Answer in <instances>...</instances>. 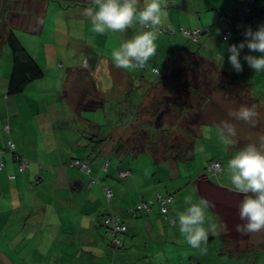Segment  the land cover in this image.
<instances>
[{
    "label": "crops",
    "instance_id": "0c3cea01",
    "mask_svg": "<svg viewBox=\"0 0 264 264\" xmlns=\"http://www.w3.org/2000/svg\"><path fill=\"white\" fill-rule=\"evenodd\" d=\"M239 1L168 0V22L164 28L171 25L177 32L173 34L174 36L159 35L155 42L157 45L156 61L163 65L177 64L182 61L183 56H194L201 61H215L207 58L208 56L213 57L212 53H215L217 54L215 55L216 62L220 61V67L225 74L241 79V81L252 78L256 88L260 87L264 90V80H258L259 77L264 78V72L256 73L243 60L244 55L259 57L260 53L251 52L245 47L241 51L240 62L243 71L240 73L235 72L228 61L230 55L227 51L228 46L244 42V32L248 27L256 31L260 25H264V15L259 16L258 27L250 26L238 16L236 7ZM258 5H264V2ZM143 6L144 0H140L141 9ZM226 11L233 14L226 21L220 22V17ZM181 27L186 30L204 28L206 32L197 43H192L184 35L178 33ZM227 28L234 30L237 35L227 39L225 43L223 31ZM46 31L45 19L40 33ZM140 31L137 25L125 33L111 32L113 44L108 43L110 32L97 37L89 35L81 37L75 39L74 43L70 39L67 40V36L59 37L58 34H53L52 42L55 45L58 46L59 40L60 43L67 41L70 47L78 48L77 56L71 63L67 62V66L63 65L66 63L63 62L62 56L64 55L59 54L58 61L52 62H48L46 56L37 58L39 65L44 68V76L29 84L24 93L16 96L7 95L11 62L7 54L3 56L0 54V148L6 146L8 138L2 130V119L5 115H10L17 154L29 160V171L23 174L18 171L15 155L10 153L5 155L6 165L0 171V191L8 188L12 195L18 194L17 190L21 186L34 182V176L38 174L37 162L41 161L45 167L47 166L45 170V174H48L47 184L41 191L33 189V195H30L31 198L36 196L35 201L12 202L14 205L25 206L24 210L27 212L25 211L24 215L21 214L20 220L22 221L26 215L31 220L36 218V208L42 206L43 203L46 207L48 206L47 219L43 224L44 229L38 228L39 222L37 221L36 232L30 233L31 241H34L33 249L40 250V254L43 255L42 258L39 257L40 264H194V261L196 264H233L234 262L231 263L232 258H235V262L236 258L239 259L237 264L241 261L245 262V259L240 260L244 258L241 255L245 252H241L239 246L251 236H242L237 232L234 237L237 242L231 244L228 237L235 230L232 231L230 227L229 215L217 209L213 202L221 201L222 203V201H230L224 200L225 197H233L234 201H239L236 205L238 207L243 195L232 190L230 181L212 180L214 176L207 167L215 159L223 163L222 179L230 176V173L227 169V162H223L226 160H221L215 155L211 157L202 155L205 154L202 145H196V141H201L203 138L200 132L201 127L198 128V133L190 134L191 140L179 145V148L183 147L182 150L177 148L173 150L169 147L163 151L162 155L160 151L156 153L148 144L132 149L122 144V141L129 142L128 134L133 128H135L134 131L139 129L143 135L141 142L143 140L146 142V138L151 140L150 135L154 133H167L162 120L158 122V119L164 116L165 109L163 110L162 106L166 104L155 105V108H158L156 110L154 108L153 116H157L153 125L150 110L153 102L156 101V95L158 99L160 98L161 91L157 92V88L170 68L166 72H161L158 66L148 61L151 67L159 70L160 73L157 74L151 69H120L113 62L112 52L119 50L124 42L132 39ZM98 38L99 41H96ZM108 44L112 48H108ZM90 55L95 56L93 62L95 66L97 65L93 74L81 67L83 58ZM173 57L175 58L172 61ZM99 73L101 76H98ZM103 77H105L104 80H102ZM112 89L114 91L110 93ZM155 92H157L156 95ZM120 93L122 95L118 96ZM75 95L78 98L74 100ZM85 101L92 102L93 106L85 108ZM108 105L111 109L114 107V121L111 122L113 119L108 120L112 128L109 133H103L100 127H103L104 121L99 120V123H95L86 117V113L95 114L97 118L98 108L104 111L108 109ZM67 119L65 124L64 121ZM69 119L77 122L78 129L72 126ZM91 122L95 125H90ZM87 125H90L89 129L96 126L98 128L93 131H84ZM116 144L123 146V150L118 154L119 159L126 160L128 156L132 159L120 165L124 167H118L119 164L114 163V166L109 164L108 168H110L106 171L102 170L101 162L107 159L110 153H116L113 150ZM189 146H191L189 151L185 152L184 148ZM66 150L81 158L87 157L90 161L92 168L90 176L97 177L96 183L91 188L89 183L87 187L85 186L89 179L87 175L77 170V173H74L72 171L74 169L64 166L67 157ZM166 151L168 152L165 153ZM230 153L231 150L227 153L228 157ZM198 156L203 157V160L200 165L196 164L198 170L189 180L183 175L181 164L191 171L192 161H195ZM183 162H187L186 165H183ZM119 168L129 170L131 174L120 179L117 175ZM205 172L210 175L207 176ZM9 174H15L16 179L10 180ZM51 175H53L52 178L49 177ZM109 175H114V180L117 179L118 183L120 182L112 189L114 197L111 201H107L104 195L102 198L100 190L102 185L97 186L99 179ZM51 179L55 180V191L49 188L48 182L51 184ZM72 185L76 193L72 196L74 201H64V197L57 196L56 198L54 194V197L51 195L53 192L57 195L59 190H69ZM185 187L192 188V192L188 195L182 194ZM85 189H90L92 194L85 195ZM38 193L42 197H37ZM158 194L170 197L172 202L168 204V214L173 222L165 220L161 215L157 201ZM185 196H191L193 203L205 198L213 205L206 210L208 219L204 226L208 228L211 223H215L218 227L215 233H209L206 253L202 254L199 250L189 246L179 231V213L189 207L185 203ZM48 197L49 200L55 201H49ZM0 198L4 200L5 194L3 193V197ZM150 199L153 202L150 204L149 211H138L137 213L130 211L142 200ZM64 202L74 206L68 205L71 212L64 209L66 206ZM2 203L3 201H0V205ZM109 213L119 214L127 226L126 233L121 237L124 247L120 249L110 246V237L101 225L103 216ZM233 227H236V223ZM233 245L236 248L232 247ZM224 253L229 255L222 256Z\"/></svg>",
    "mask_w": 264,
    "mask_h": 264
},
{
    "label": "rangeland",
    "instance_id": "374dc122",
    "mask_svg": "<svg viewBox=\"0 0 264 264\" xmlns=\"http://www.w3.org/2000/svg\"><path fill=\"white\" fill-rule=\"evenodd\" d=\"M39 2H41L44 7ZM262 2H264V0H258L259 4ZM7 5H9V7L6 14V20H8L10 24L9 26L3 28L0 23V35L6 34L8 27H13L17 37L35 59L46 56L48 62H52L54 60L58 61V55L60 54L61 56L64 55L62 56L64 59L63 62H66L64 64L67 65V62L71 63L78 54V48L72 46L70 47L67 41L60 43L59 40L58 46L55 45L52 42V35L48 34L50 31L47 34L46 32H43L40 35L30 31L38 28L40 22L42 23V18L47 10H49V19H51L52 30L55 28V32L59 35V37L67 36V40L70 39L72 43H74L75 39H79L81 37H86L88 35L97 37L99 35L92 31L90 19L83 15L84 9L93 7L91 0H0V11L2 9H6ZM42 10L43 13L41 14ZM112 36L113 34L111 33L110 38H108L110 40L108 43L110 44H113V41H111L113 40ZM96 41H99V38L96 39ZM107 47L112 48L109 44ZM4 52L8 55L9 59H11L10 52ZM215 55L217 54L212 53L213 57H207L215 61H201V59H197L195 57L184 58V61L172 65L167 74L164 76V79L160 81V85L157 88V92L161 91L160 98L158 99L156 95L157 92H155L156 101L153 102L150 110V116L153 125V121L156 120L157 116H153L155 105L159 104L160 106L161 103L162 105L166 104V106H162L163 110L165 109L163 118L158 119V122H161L162 120L164 129L167 132L166 134H164V132H160L158 134L154 133V135H150L152 138L151 140L150 138H146V142L144 140L141 142L143 135H141L139 129L134 131L135 128H133V130H131L128 134L130 137L129 142L124 143L122 141V144L126 147L128 145L129 149L140 147L142 144H148L154 151H156V153L160 151V155H162L164 154L163 151L167 148L171 147L174 150L176 146L181 145V143L184 144V141L188 142L191 140L190 137L192 136H190V134L193 135L198 133L199 124L209 120L211 118V114H214L216 116H220L218 118L220 123L222 121H228L229 123L235 125L237 132V136L235 137L236 143L226 148L219 139L220 125H203L200 129L203 138L201 141L197 140L196 145H202L203 150L205 151V154H202L204 157L205 155H207V157L215 155V157L220 158L221 160H226L223 162H228V160L233 158L238 151L246 147L249 143H256L258 145L259 137L264 136V108L261 106L256 107L259 112V118L255 127H251L243 121H236L234 118L229 117V111L238 110L241 105L248 107L255 105L249 93L251 86L249 84H242L241 79H235V77L232 78L228 75L224 76L219 68V66H221L219 64L220 61L218 60V62H216L217 59L215 58ZM149 61L159 68L162 66V63H158L156 61L155 55L151 57ZM84 63L85 67L90 71L93 69L90 60L87 59ZM98 76H101V73H99ZM104 79L105 77H103L102 80ZM176 80L179 81L177 82ZM161 82H163L162 86ZM195 85H197L199 90L201 89L200 93L205 99L197 96L194 97L190 94V87H194ZM113 91L114 89H112L110 93H113ZM163 94L165 95L164 98ZM121 95L122 94L120 93L118 96ZM263 97L264 94L261 95V98ZM77 98L78 96L75 95L74 100ZM262 101L263 100L260 99V102ZM172 104H176L180 107L183 106L184 108L179 110L176 109V107L173 108ZM84 105L85 108H89L91 105L93 106L92 102L86 101ZM97 112V118L95 114L93 115L90 112L86 113V117L95 123H99L100 121L102 122L103 120V127L100 128L103 133H109L112 125L109 124L108 120L113 119L111 122L114 121V107L111 109L108 105V109L103 111L98 108ZM90 125L95 124L91 122ZM90 125H87L84 131H93L98 128V126H96L89 129ZM158 125H160V123H158ZM177 148H179V146ZM229 150H231V153L228 157L227 153ZM167 152L168 151L165 153ZM130 159H132L131 156H128L126 160L119 159V155L116 153H110L107 156L109 164L114 166V163H117L119 164L118 167H124L120 165H124V163ZM202 160L203 157L198 156L195 161H192L193 168H190L191 171L187 170L181 164L183 175L189 180L193 178L195 171L198 170L196 168V164L200 165ZM101 163L103 164V162ZM183 163V165H186L187 162ZM72 171L77 173L76 170ZM37 173L41 174V178H45L44 182L39 184L40 187H38V189L41 190L47 184L48 174H45V172L40 169L37 170ZM205 174L207 176L210 175L207 172H205ZM91 176L88 175L89 179H87L88 182L85 185L86 187L88 183L90 184ZM222 176L223 174L218 175L212 180L215 181L217 179L220 181H230V176L225 179H222ZM49 177L52 178L53 175ZM35 178L36 177L34 176V180ZM50 181H52V183L50 184L48 182L50 186L49 188H51L52 191H55V180L51 179ZM118 181L119 180L117 179L114 180V175L103 177L101 180L99 179L97 186L102 185V189H100L102 198L104 195L103 190L106 187L114 189L117 184H120ZM184 182L186 183L187 181ZM89 190L85 189V195L92 194ZM17 192L18 194L15 193V195H12L8 188L0 191V197L2 193L5 194L4 200L0 199V201H3L0 205V264H40L39 257L42 258L43 255L40 254V250L33 249L34 246L32 243L34 241H31L32 239L30 237V233L36 232L37 221L39 222L38 228L41 230L44 229L43 224L47 219L48 206L46 207L43 203L42 206L36 208V218H32L30 222H27L29 216L26 215V218L22 221L20 220V217L21 214H26V210H24L25 206L22 207L19 204L14 205L13 203L21 201L20 197L24 192L25 194L32 193L33 188L31 184H28L21 186ZM191 192L192 188L189 189V187H185L182 194L185 193L188 195ZM53 194L56 198L57 196L64 197V201H74L72 196L76 195L73 185L69 190H59L57 191V195L55 192L51 193L52 196ZM37 197H42V195L38 193ZM58 200L61 201L60 199ZM224 200L230 201H222V203L221 201L219 203L217 201L213 202L217 209L222 210L229 215L228 218H230V227H232V231L233 229L235 230V234L232 233L233 236L230 234V237L228 238L231 244H236L237 240L234 237H236L237 231L236 227H233V225L235 223L236 225H243L245 221H242L239 217L238 207L236 206L239 201H234L233 197H225ZM49 201L55 200L50 199ZM64 205H66L64 206V209L71 212L68 205H72L67 202H64ZM45 210H47L46 213ZM232 216H235L236 218ZM250 236L251 238L249 239L247 245L250 246V248L249 250H244L246 262H243V264H264V245H261L264 243V232L250 234ZM245 243V241L242 242V246L244 248H246ZM228 255V253H224L222 256Z\"/></svg>",
    "mask_w": 264,
    "mask_h": 264
},
{
    "label": "clouds",
    "instance_id": "9594fccd",
    "mask_svg": "<svg viewBox=\"0 0 264 264\" xmlns=\"http://www.w3.org/2000/svg\"><path fill=\"white\" fill-rule=\"evenodd\" d=\"M91 2L93 7L84 9L83 15L90 19L92 31L97 34L125 33L139 26L141 30L139 34L124 42L119 50L113 51L112 58L117 68L144 69L143 66L156 53L155 42L159 35L168 32L165 30L167 27L164 28L168 22V0H144L142 9L140 0H91ZM182 29L185 28L181 27L179 30L182 32ZM161 30L165 31L160 33ZM173 34L170 35L173 36ZM244 37V42L239 45L228 46L229 63L235 72H242L241 51L247 47L251 52L261 55L259 57L244 55L243 60L256 73L264 72V25H260L256 31L248 27L244 32ZM186 38L192 43L198 41L193 42L188 37ZM224 39L227 43L228 38ZM221 59L223 60V56ZM228 115L251 127L256 126L259 118L255 105L251 107L241 105L238 110L229 111ZM236 136L235 125L222 121L219 126V139L226 148L236 143ZM227 169L230 173L232 190L243 195L238 205V212L240 219L245 223L236 225V231L242 236L264 232V136L259 137L258 145L249 143L238 151L233 158L228 160ZM184 200L189 207L179 213V231L189 246L199 250L202 254L206 253L209 233H215L218 227L215 223H211L208 228L204 226L208 219L206 210L213 205L205 198H201L197 203H193L191 196H185ZM171 202L168 201V203Z\"/></svg>",
    "mask_w": 264,
    "mask_h": 264
},
{
    "label": "trees",
    "instance_id": "16d2710c",
    "mask_svg": "<svg viewBox=\"0 0 264 264\" xmlns=\"http://www.w3.org/2000/svg\"><path fill=\"white\" fill-rule=\"evenodd\" d=\"M39 3H41V2H39ZM244 5L251 10V12H250L251 14H249V17L242 16V14H241L240 7L241 6H244ZM42 6L44 7L43 4H42ZM8 7H9V5H7L6 9H2L0 11V23L2 24L3 28H5L6 26H9V24H10V22L8 20H6V14H7V11H8ZM42 13H43V10H42L41 14ZM232 14L233 13H231L230 11H226V13L222 15V16L225 15V19L222 20V21H220V22L226 21L228 19V17H230ZM236 14L238 16H240L241 18H243L246 21V23L249 24L250 26L258 27V25H259V19L258 18H259V16L264 15V5L259 6L258 5V0H240L239 3L237 4V7H236ZM45 19H46V25H47L46 34L49 31L50 32L48 34H51V35L57 34L55 32V28H53V30H52L51 19H49V10H47V12L45 13L44 17L42 18V23L40 22V25L38 26V28L37 29H34L33 28L34 30H30V31L31 32H34V33H36L38 35L42 34L40 32L42 30V26L44 24ZM252 19H256V20L253 22ZM54 26H55V24H54ZM15 27H17V26H15ZM199 29L204 30V28H199ZM227 30H231L232 31L233 37H235V35H237L236 32L234 30H232L231 28L225 29L223 31V33H225ZM175 32H177V31H175ZM178 33H180L181 35H183V33L181 32V30H179ZM163 35H164L163 37H165V35L171 36L170 35V32L164 33ZM4 51H9L10 52V56H11V59H10V62H11V73H10V77H9V80H8V87H7V95L8 96H16V95H19V94L24 93L26 91V89L28 88L29 84H31L32 82L37 81L38 79H40V78H42L44 76V74H45L44 68L41 65H39V63L37 62V60L28 52V50L26 49V47L22 44V42L20 41V39L15 34L13 27H11V28L8 27V29L6 31V34L0 35V54H1V56H3L4 54L6 55V53ZM93 57H95V56L94 55L86 56V57L83 58L82 63H81L82 69L85 70V71H87V72H89V73H92V74L95 72V70L97 68V65L95 66V64L93 62V60H94ZM189 57H194V56H189ZM174 58L175 57L171 58L172 61L174 60ZM184 58H188V57H184L183 56L182 61H184ZM87 59L91 61V64L93 66V69L91 71L88 68H86V67L83 66L84 65V62ZM63 65H65V64H63ZM172 65H174V64L173 63L172 64H169V65H166V64L163 65L162 64V66L160 68L161 69V72H166V70H168L169 68H171ZM65 66H67V65H65ZM219 68H220L221 72L223 73V75L226 76L227 74L224 73V71L221 69L220 66H219ZM148 69H151L153 72H155L157 74L160 73L158 69L151 67L148 64V62H147L146 65H145V67H144V69H142V70H148ZM232 78H234V77H232ZM258 80H264V78L262 79V78L259 77ZM176 81L178 82L179 80H176ZM241 83L242 84H249L251 86L250 87V90H249V93H250V95L252 97L253 103L255 104L256 107L257 106L258 107L261 106L262 108H264V106H263V104H264V97L261 98V95L264 94V90L263 89H260V87L256 88V84L254 83V80L252 78L251 79H247V80L243 79ZM190 89H191L190 94L192 96H194V97L197 96L199 98H204L203 95L200 93V90L201 89L199 90V88L197 87V85H195L194 87H190ZM260 99L263 100V101L260 102ZM172 107L173 108L176 107V109H179V110H181V109L184 108L183 106L180 107V106H178L176 104H172ZM212 110H214V109H212ZM219 117L220 116H216L214 114H211V118L209 120L203 122V123H200L199 124V128L201 126H203V125L204 126L205 125H211V124H214V125L219 124V125H221L220 120L218 119ZM11 119H12V116H10V115H5V118L2 119V125H1L2 126V130L7 135L8 138H7V141H6V146L0 148V163L2 164V167L0 168V171L3 170L5 168V165H6L5 155L7 153H10V154L15 155V158L17 159V162H18L17 167H18L19 173L25 174V173H27L29 171V168H28L29 167V160L27 158H24V157L19 156L17 154V151H16L17 145H16V142H15L13 136H12L13 128H12L11 123H10L11 122ZM67 121H68V119L64 121L65 124H66ZM69 121H70V123H72V126L73 127H75L76 129H78L79 125L77 124L76 121L71 120V119H69ZM68 127H70V126H68ZM58 128L59 127H57V129ZM63 128H65V126H63ZM178 146H176V148ZM190 147L191 146L184 148L186 150L185 152H188ZM181 148H183V147H180V148H177V149H181ZM113 150L117 154H120V152L123 150V146L116 144L115 149H113ZM66 152H67V150H66ZM90 152H91V148H90ZM63 156L66 157V155H63ZM189 156H188V158H189ZM87 159H88L87 157L86 158H81V156H79V155H76L74 153H68L67 152V157H66V160L64 161L66 163H65L64 166H66L68 169L77 170L80 173H83V174H85V175L88 176V175L91 174L92 168H91L90 161H88ZM77 161H80L82 163H86L88 165V167H89V172H87L85 169L81 168V166L73 165ZM214 161H220V160L215 159V160L211 161L208 164L207 169L211 173H213V176L215 178L218 175H222V174L224 175V167H223V163L221 161L220 162H221L222 167H223V169H222L221 172L216 173L213 170L209 169L210 164L212 162H214ZM24 163H26V166L23 169H21V166ZM105 163H107V166L104 168V164ZM37 164L39 166L38 169L42 170L43 172H45V170H47V166L45 167L41 161L37 162ZM108 166H109V162H108L107 159H105L103 161V164L101 166V169L106 171L107 168H108ZM120 170H126V169H120ZM120 170L117 171L118 177L120 179L126 178V177H121L119 175V171ZM129 172L131 174V171H129ZM40 175L41 174H38V175L35 176L36 178H35V180L33 182L34 184L33 183H30L31 186H32V188L35 189V190H37V191H41L40 189H38V187H39L38 185L41 184V182H43L45 180V178L44 179L41 178ZM8 178L10 180H14V179H16V175L15 174H9L8 175ZM96 181H97V179L95 177H92L91 176V180H90L89 187L91 188L96 183ZM106 188H108V187H106ZM108 189H111V188H108ZM112 192H113V190H112ZM103 193H104V196H105V189L103 190ZM31 194L33 195V193H27V194H25V192H24L23 195L20 197V200L23 203H26V202H29V201H35V197L36 196H33L34 198H31L30 197ZM158 195H160L162 197H167V196H163L161 194H158ZM158 195H157V201H158ZM1 197H3V193L1 194ZM113 197H114V192H113V196H112L111 200L113 199ZM167 198L170 199V197H167ZM0 199L3 200V198H0ZM105 199L107 200L106 196H105ZM111 200H109V201H111ZM150 200H152V199H150ZM150 200H148L147 202H149ZM142 201H146V200H142ZM152 202H153V200H152ZM139 204H137L135 207L131 208L130 211L133 212V213H137L138 211H142V210H136V208L138 207ZM168 204H167V213H162L161 212V205L159 203V205H160V213L163 216V218H165V220L170 221V222H173L171 219H169V214H168L169 207H168ZM132 209H134L135 211H132ZM149 210H143V211H149ZM110 215H119V214L109 213L107 215H104L103 218H102V220H101V225L105 229V231H106V233L108 234L109 237H110V232L112 230V225L111 224L105 225L104 224V221ZM120 218H121V216H120ZM28 221L30 222L31 219H28L27 222ZM121 221L125 225V231L121 232L119 234V237H120V239L123 242V246L122 247H124V241H123V239L121 237H122V235H124L126 233L127 226L124 223V221L122 220V218H121ZM249 239L246 240V243H245L246 248H244L242 246V242H241V245L239 246V250L241 252H245L244 250H249L250 246H247ZM111 243H112V238L110 237V243L109 244H110L111 247H113L115 249L122 248V247H114V246H112ZM261 245H264V243L261 244ZM232 247H235V245H233ZM235 250L237 251V249H235ZM232 254L234 255V251L233 250H232ZM241 256H243L244 258H241L240 260L245 259L244 254H242ZM231 261L234 262L233 264H235L236 262L238 263L239 259L236 258V262H235V258H232ZM245 262H246V260H245ZM193 263L196 264L195 261ZM239 264H243V262L241 261Z\"/></svg>",
    "mask_w": 264,
    "mask_h": 264
},
{
    "label": "built area",
    "instance_id": "2783aa9c",
    "mask_svg": "<svg viewBox=\"0 0 264 264\" xmlns=\"http://www.w3.org/2000/svg\"><path fill=\"white\" fill-rule=\"evenodd\" d=\"M240 11L242 16L245 17H249V14H251V10L244 6L240 7ZM225 16H221L220 17V21L224 20ZM256 19H252V21L254 22ZM166 31L170 32V34H173L175 31L168 26L167 29H165ZM165 30H161L160 33H162ZM206 30H202V29H196V30H186V29H182L183 34L188 37L191 41L196 42L198 40V38L205 32ZM232 31L231 30H227L225 33H223V39L225 37H227L228 39L230 37H232ZM145 66H143L144 68ZM73 165H78L81 166V168L85 169L87 172H89V167L86 163H82L80 161H77L76 163H74ZM26 166V163H24L21 166V169H23ZM107 166V163L104 164V168ZM2 167V164L0 163V168ZM209 169L213 170L216 173H219L222 171L223 167L220 161H214L210 164ZM119 175L121 177H128L130 175V172L128 170H120L119 171ZM105 196L107 198V200H111L112 196H113V192L111 189L105 188ZM158 201L161 205V212L162 213H167V204L168 201H170L169 198L167 197H162L160 195H158ZM152 202V200H150L149 202L147 201H142L138 207L136 208V210H149L150 209V203ZM132 211H135L134 209H132ZM105 225L111 224L112 225V230L110 232V237L112 238V246L114 247H122L123 246V242L119 237V234L123 231H125V225L122 223L121 218L119 215H110L109 217H107L104 221Z\"/></svg>",
    "mask_w": 264,
    "mask_h": 264
}]
</instances>
